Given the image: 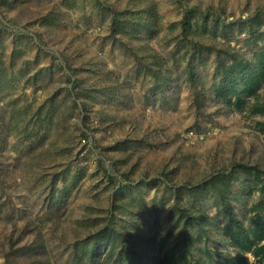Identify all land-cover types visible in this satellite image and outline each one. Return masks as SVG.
Listing matches in <instances>:
<instances>
[{"label":"rangeland","instance_id":"obj_1","mask_svg":"<svg viewBox=\"0 0 264 264\" xmlns=\"http://www.w3.org/2000/svg\"><path fill=\"white\" fill-rule=\"evenodd\" d=\"M262 245L264 0H0V264Z\"/></svg>","mask_w":264,"mask_h":264},{"label":"trees","instance_id":"obj_2","mask_svg":"<svg viewBox=\"0 0 264 264\" xmlns=\"http://www.w3.org/2000/svg\"><path fill=\"white\" fill-rule=\"evenodd\" d=\"M247 82V81H246ZM262 240H263V238H261ZM257 254L258 255H262V257H263V259H264V245H262V246H260V247H258V249H257ZM165 260L162 258H159L158 259V264H165V262H164ZM135 262V261H134ZM134 264H140V263H138V261L136 262V263H134Z\"/></svg>","mask_w":264,"mask_h":264}]
</instances>
